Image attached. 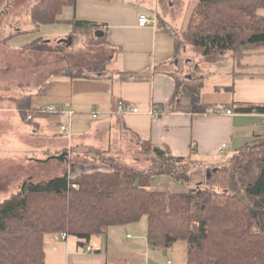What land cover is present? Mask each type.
<instances>
[{
	"label": "trees",
	"instance_id": "16d2710c",
	"mask_svg": "<svg viewBox=\"0 0 264 264\" xmlns=\"http://www.w3.org/2000/svg\"><path fill=\"white\" fill-rule=\"evenodd\" d=\"M78 1L35 0L30 13L32 23L37 30L41 25L63 23L60 17L64 9L75 7ZM261 8L264 0H199L186 28L177 32L174 55L189 45L205 56L231 51L240 63L246 51L264 47V16L258 12ZM64 23L72 26V35L84 37L87 45L110 44L99 23L76 17ZM156 26L168 28L158 13ZM45 38L39 36L22 48L32 52L55 50L52 44L43 42ZM58 46V50L68 47ZM101 66L66 67L59 74L89 75ZM116 74L128 81L149 80L153 73ZM241 74L236 72L235 76ZM175 79L177 96L189 98L191 113H213L220 107L202 103L203 80ZM34 96H14L9 101L26 118L30 112L33 116ZM235 110L264 114V104L240 105ZM122 137L129 138V134L123 131ZM135 144L150 162L147 169L121 163L111 155L113 148L91 146L83 151L75 148L60 152L55 158L66 168L59 176L40 181L25 178L17 192L0 202V264H45L47 234L66 232L89 240L93 235L106 234L110 227L144 217L151 246L169 249L178 241L186 242L182 243L186 248L185 264H264V135L237 150L229 167L221 169L226 174L224 185L198 183L181 192L149 187L162 175L187 186L194 176L193 164L203 168L200 161L192 156L176 157L168 146L139 141ZM79 156H83V162L93 161L109 169L82 172L73 178L67 164L74 157L79 160ZM219 167L216 164L214 169L219 171Z\"/></svg>",
	"mask_w": 264,
	"mask_h": 264
},
{
	"label": "crops",
	"instance_id": "0c3cea01",
	"mask_svg": "<svg viewBox=\"0 0 264 264\" xmlns=\"http://www.w3.org/2000/svg\"><path fill=\"white\" fill-rule=\"evenodd\" d=\"M198 2L79 0L75 7H66L63 13L67 9V15H61L63 23L59 24H67L65 20L76 17L99 23L106 30L110 43L106 45L108 55L98 60L103 66L97 73L83 76L66 77L51 73L45 80L36 83L30 93L35 94L30 124L23 121L16 106L9 101L14 96L0 98V112H8L4 114L9 120L8 129H5L7 133L11 136L26 135L32 131V138L40 146L35 152L39 151L43 157L32 159L41 166L44 162L40 161H46L45 151L52 162L65 149L70 151L94 146L109 150L123 131L139 142L168 146L176 157L192 156L207 169L216 164L222 165L224 158L219 152L224 143L227 144L226 157L231 158L246 143L264 135V114L235 110L240 105L264 104V47L246 51L238 64L231 51L205 56L189 45L183 46L182 52L174 55L177 32L186 28ZM258 12L264 16V8ZM142 13L151 18L158 13L168 28L140 26L139 16ZM67 25L70 30L67 28L57 36L58 41L70 40L68 46L75 54V59L66 66L87 68L93 63L82 66L76 58V53L80 54L86 48L84 39L72 35V26ZM7 45L22 50L24 44H19V47ZM183 52L189 54L193 61L182 63ZM187 67H191V71H186ZM8 69V66L3 67L1 74L5 82L10 83L13 76ZM121 71H150L153 74L149 80L124 81L117 74L113 75ZM236 72L242 74L235 76ZM40 75H43L42 72ZM175 76L203 80L202 103L223 109L232 108L233 114L191 113L189 98L177 96ZM232 86L234 90H228ZM120 101L138 107L139 112L119 113ZM45 104L74 113L57 115L39 112L38 109ZM153 108L162 112L158 119L151 114ZM95 112H98L97 117H93ZM62 125H67L71 133L62 132ZM97 168L106 169L99 164L78 169L74 167L72 170L69 167L72 177ZM166 180L165 175L155 178L149 189L177 191L170 186L173 179ZM174 182L173 186H179L178 182ZM45 238V264H185V247L182 251L175 247H153L148 243L147 221L113 226L106 234L93 235L89 240L74 235L62 239L59 233L47 234Z\"/></svg>",
	"mask_w": 264,
	"mask_h": 264
},
{
	"label": "rangeland",
	"instance_id": "374dc122",
	"mask_svg": "<svg viewBox=\"0 0 264 264\" xmlns=\"http://www.w3.org/2000/svg\"><path fill=\"white\" fill-rule=\"evenodd\" d=\"M34 2L35 0H0V98L3 96L20 97L22 95L30 94L35 88L36 83L45 80L51 73L59 74L63 69L69 67L66 66L67 63L72 62L75 59V54L70 51L69 46L58 50L59 44H63L64 46L68 45L67 42H62V40L58 41L57 36L60 33H64V30L67 28L70 30L69 26L67 24L56 23L46 24L41 25L37 30V27L32 23L30 17ZM66 15L67 9L66 12L63 13L64 17ZM191 17L192 14L189 19H191ZM39 36L47 37L49 40L45 38L43 42L47 41L56 49L48 52H32L27 51L22 47V50H15L14 48H9L7 45L8 43L9 45L19 47V44L29 43ZM79 38L84 39L82 36H79ZM68 42L71 41L68 40ZM85 46L86 48L82 53H76V58L80 60L79 65L83 66L87 63H93L92 65H95L101 63L98 62V60H103L108 55V50L104 44L87 45L85 43ZM190 47L193 48L192 46ZM191 61L193 60L189 57V54L183 52L181 62L190 63ZM7 66L9 68V73L13 76L12 79L10 78V83L5 82L1 74L3 67ZM102 66L99 68L95 67L94 73H97ZM77 68L87 69L85 67ZM186 71H191V67H187ZM41 72L43 75L39 76ZM26 80L27 82H25ZM8 86L10 87L7 88ZM6 113L8 112H5L4 114ZM4 114L3 112H0V202L8 198L12 193L17 192L20 184L25 178L32 177L35 181L53 178L61 175L66 168V164L62 161L54 160L51 162V158H49L46 151L44 152V159H48L49 161L44 162L43 166L38 165L32 158L43 157L40 156L39 151L38 153L35 152L36 148H40V146H37L34 138H32L34 133L30 131V133L26 135L22 133L21 135L13 134L11 136V134L7 133L8 130H5L9 124V120L5 118ZM28 115L26 118L22 119L27 122V124H30L31 121H29ZM21 123L23 122L21 121ZM132 137L133 136L129 135V138L126 139H123L122 136L120 138H115V140H118L112 142L111 148L114 150L111 152V155L115 156L121 163H128L129 165L140 169H147L148 166H150V162L147 161V156L142 153V150L136 146L135 143H137V140ZM131 140L135 143L130 142ZM87 148L89 147L84 146L79 147L76 150H88ZM78 158L80 159L76 160L74 157V159L67 164V167H70L72 170L74 167L78 169L79 167H84L89 164H95L93 161L83 162V156H79ZM222 158H224V160H222L224 162L220 165L219 171L215 170L214 167L207 169L205 167L201 168L198 164H193L192 173L194 176L192 177L190 184H187V186L180 183L179 186H173L174 181L167 175H165L167 179L166 181L172 180L170 186L178 192L190 189L189 185L194 186L198 183H216L219 186L224 185V177L226 174L222 173L221 169H224V167L227 166L229 167L232 159L224 156ZM108 169L109 168L107 167L106 169L99 168V170L102 171H108ZM168 184L165 186H169ZM174 184H176V182H174ZM140 221L145 222L147 219L144 217ZM182 243L186 242L178 241L175 248H180L183 251L184 247Z\"/></svg>",
	"mask_w": 264,
	"mask_h": 264
},
{
	"label": "built area",
	"instance_id": "2783aa9c",
	"mask_svg": "<svg viewBox=\"0 0 264 264\" xmlns=\"http://www.w3.org/2000/svg\"><path fill=\"white\" fill-rule=\"evenodd\" d=\"M139 25L142 27H145V26L154 27V26H156V16L151 18V17H149V15L142 13L139 16ZM118 110H119V113H121V114L125 113V112H133V113L139 112L138 107L130 106L127 103H125L124 101L119 102ZM38 111L41 113H47V114H65V113L73 114L74 113V111H72V110H67L65 108H57L53 104H45V105L41 106L38 109ZM161 113L162 112L157 108H153L151 110V114L153 115L154 118H157V119L161 116ZM213 113H215V114L226 113L228 115H232L233 110L231 108L223 109L221 107H217L214 109ZM97 116H98V112H95L93 114V117H97ZM30 118H32L31 114L28 115V119H30ZM61 131L64 133H67V134L71 133L69 130V127L67 125H62ZM226 150H227V144L224 143L220 149V152H219L220 156H225ZM60 236L62 239H67L69 237V234L66 232H63V233H60Z\"/></svg>",
	"mask_w": 264,
	"mask_h": 264
},
{
	"label": "water",
	"instance_id": "95a60500",
	"mask_svg": "<svg viewBox=\"0 0 264 264\" xmlns=\"http://www.w3.org/2000/svg\"><path fill=\"white\" fill-rule=\"evenodd\" d=\"M216 170V169H215Z\"/></svg>",
	"mask_w": 264,
	"mask_h": 264
}]
</instances>
